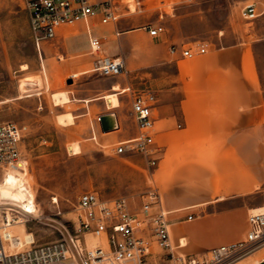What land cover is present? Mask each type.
<instances>
[{
	"label": "rangeland",
	"instance_id": "obj_1",
	"mask_svg": "<svg viewBox=\"0 0 264 264\" xmlns=\"http://www.w3.org/2000/svg\"><path fill=\"white\" fill-rule=\"evenodd\" d=\"M119 1L123 6L130 3L131 9L136 6L133 0ZM252 2L260 15L248 20L242 16V9ZM143 3L135 12H124L116 27L94 28L93 33L104 40V53L125 59L127 66L123 74L103 76L91 71L90 55L76 58L82 59L79 69H67V63L75 57L59 49L55 38L44 41L38 49L24 0H0V123L16 121L28 124L30 129L23 145V158L14 166L0 167V201L13 206L10 201L19 199L34 212L20 217L10 229L13 234L30 233L36 244L50 243L74 231L82 192L97 191L105 199L126 196L136 208L142 194L157 188L153 169L147 170V162L140 154L104 152L118 145L116 136L120 131H116L118 128L103 132L101 127L96 128L94 114L101 108L99 101L91 102V113L85 116L87 105L83 102L54 106L53 99V93L60 90H70L77 97L90 89L96 92L100 85L117 78L124 81L122 87L131 86L134 91L150 88L156 94L163 86L174 84L172 77L178 67L169 54L165 34L152 37L142 29L144 25L173 23L172 33L182 38L179 48L207 43L211 51L239 44L258 60H264V0H143ZM116 28L120 35L115 34ZM68 41L77 50L91 48L83 31L68 37ZM25 64L27 68L23 69ZM81 69L89 71L73 78L72 74ZM119 100L117 109L131 120V93L119 95ZM67 111L77 116L74 124L59 122V113ZM94 127L96 140L91 138ZM135 129L130 124L124 134L131 135ZM74 140L81 141L76 142L82 147L79 154L69 151L68 144ZM252 199L256 201L252 208L264 205V184ZM263 254L264 251L259 252L234 264H255V259Z\"/></svg>",
	"mask_w": 264,
	"mask_h": 264
},
{
	"label": "crops",
	"instance_id": "obj_2",
	"mask_svg": "<svg viewBox=\"0 0 264 264\" xmlns=\"http://www.w3.org/2000/svg\"><path fill=\"white\" fill-rule=\"evenodd\" d=\"M100 26L93 21V31ZM173 26L168 24L161 34L170 46L182 44V38L172 33ZM81 31L87 33L83 22L61 27L55 37L59 49L75 57L67 69L79 67L82 59L77 57L92 56L90 48L77 50L68 41ZM250 52L233 44L211 48L190 63H181L187 59L169 51L178 68L172 77L175 83L158 89L153 107V133L156 144L163 147L153 179L161 208L168 212L175 255H199L211 247L243 240L249 232L250 209L256 205L252 198L264 184V60ZM88 71L81 69L77 74ZM106 83L80 97L70 90L54 92L53 105L79 101L90 114L91 102L99 101L101 108L94 115L113 110L119 122L118 142L130 139L138 132L135 120L117 109L125 83L118 78ZM62 113L57 114L60 123H75L73 112ZM130 124L136 129L124 134ZM76 142L81 143L68 144L72 154L82 152ZM180 239L184 246H179Z\"/></svg>",
	"mask_w": 264,
	"mask_h": 264
},
{
	"label": "built area",
	"instance_id": "obj_3",
	"mask_svg": "<svg viewBox=\"0 0 264 264\" xmlns=\"http://www.w3.org/2000/svg\"><path fill=\"white\" fill-rule=\"evenodd\" d=\"M133 1L134 9L130 3L123 6L119 0H24V6L38 49L44 41L54 39L61 27L83 22L89 35L90 54L94 57L91 71L107 76L123 74L126 62L121 57L104 53V40L93 33V21L116 27L124 12H135L144 4L143 0ZM259 15L254 2L242 9L245 19L254 20ZM144 28L152 37L161 35L166 29L162 22L147 23ZM115 33L119 35L121 31L116 28ZM169 51L172 55L191 59L207 53L209 47L207 43L182 48L173 44ZM123 92L131 93V112L138 132L104 152L108 155L138 153L147 162V170L155 172L163 155V147L156 144L153 133L157 94L150 88L134 91L131 86ZM101 115L95 116L96 126H101ZM29 133L26 123H0V167L14 166L23 158V145ZM91 138H97L95 127ZM3 205L0 204V264H234L264 251V212H251L245 239L211 247L199 255H175L168 212L161 208L157 188L142 194L136 208L126 196L105 199L97 191L82 192L76 207L74 231L46 244H36L34 239L29 245L26 243L28 246L20 242L15 245L10 229L20 217H28L31 213L22 208L11 211ZM188 218L192 219L193 215ZM184 245L180 239L179 246ZM255 264H264V254L255 259Z\"/></svg>",
	"mask_w": 264,
	"mask_h": 264
},
{
	"label": "bare ground",
	"instance_id": "obj_4",
	"mask_svg": "<svg viewBox=\"0 0 264 264\" xmlns=\"http://www.w3.org/2000/svg\"><path fill=\"white\" fill-rule=\"evenodd\" d=\"M134 9V8H133ZM27 68V65H23V69ZM77 73L75 74H72L73 76L76 75ZM10 203L15 206H8L7 203L5 202H1L0 201V204H6V206L8 207L9 210L11 211H18L20 208L24 209V211H27L28 213H34L33 211H31L28 207H25V205L21 202V200L17 199V200H13V201H10ZM252 212H264V205H260V206H257L255 208H252L251 209ZM21 228H25V225L22 224L21 225ZM22 233V232H20ZM19 234H13L12 236V242L17 245L16 243H21V244H30L33 240H34V237H33V234H30V233H25L24 235H20Z\"/></svg>",
	"mask_w": 264,
	"mask_h": 264
},
{
	"label": "water",
	"instance_id": "obj_5",
	"mask_svg": "<svg viewBox=\"0 0 264 264\" xmlns=\"http://www.w3.org/2000/svg\"><path fill=\"white\" fill-rule=\"evenodd\" d=\"M70 83H72V79H69ZM101 129L103 132H111L119 128V122L117 118V114L115 112H107L101 115Z\"/></svg>",
	"mask_w": 264,
	"mask_h": 264
}]
</instances>
